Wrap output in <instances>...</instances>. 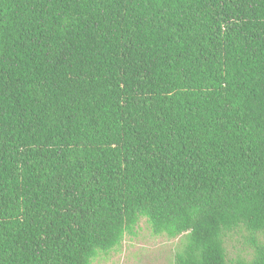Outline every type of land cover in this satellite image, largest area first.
I'll return each instance as SVG.
<instances>
[{
	"label": "trees",
	"instance_id": "trees-1",
	"mask_svg": "<svg viewBox=\"0 0 264 264\" xmlns=\"http://www.w3.org/2000/svg\"><path fill=\"white\" fill-rule=\"evenodd\" d=\"M175 264H264V0H0V264H93L142 219Z\"/></svg>",
	"mask_w": 264,
	"mask_h": 264
},
{
	"label": "rangeland",
	"instance_id": "rangeland-1",
	"mask_svg": "<svg viewBox=\"0 0 264 264\" xmlns=\"http://www.w3.org/2000/svg\"><path fill=\"white\" fill-rule=\"evenodd\" d=\"M264 239V235L257 237ZM182 246V237L170 238L154 234L144 218L135 235H127L121 248L108 255H100L93 264H175V256ZM230 264H245L255 248L251 234L239 231L226 241Z\"/></svg>",
	"mask_w": 264,
	"mask_h": 264
}]
</instances>
